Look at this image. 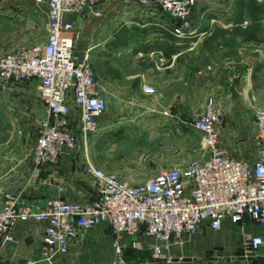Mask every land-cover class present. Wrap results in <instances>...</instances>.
<instances>
[{"label":"crops","instance_id":"0c3cea01","mask_svg":"<svg viewBox=\"0 0 264 264\" xmlns=\"http://www.w3.org/2000/svg\"><path fill=\"white\" fill-rule=\"evenodd\" d=\"M198 9L194 5L190 15L194 31L181 37L177 44L174 36L163 30L169 31L165 26L170 17L160 10L150 11L112 0L100 5L99 16L86 11L72 16L78 31L76 53L78 57L88 55L92 63L107 47V41L120 24L137 32L130 36L127 50L123 49L124 45L111 48L108 61L101 65L98 76L106 90L98 128L83 136L77 128L78 114L74 112L72 122L80 148L67 151L56 161L40 164L35 177L30 175V147L36 131H29L26 126L30 124L28 120L44 115L36 80L0 78V205L4 203L5 191L17 194L22 201L36 207L42 205L46 196L92 202L98 193L95 183L84 172L86 161L114 170L130 184L146 181L162 167L185 166L190 159L200 158L207 152L201 146L200 131L186 120L197 115L210 98L223 110L217 126L218 145L251 164L256 155L253 114L255 109L264 107V60L259 61L264 59V41L252 42L239 37L227 41L230 56L226 65L220 60L196 61V55L204 57L211 50L224 48L223 42L217 38L210 41L208 35L215 26H228L232 15V10L226 19L211 15L203 27L208 30L198 31L193 23ZM44 24L43 4L34 0H0V38L11 36L22 40L8 49L0 45V54L42 40ZM154 38L163 39L164 47L147 52L132 51L137 40ZM86 47H90L88 52ZM169 48L172 50L167 53ZM159 51L164 57L162 62L156 60ZM121 53H129L133 59L118 61ZM142 85L152 86L154 92L143 91ZM58 186L62 189L58 190ZM43 226L44 222L31 219L15 221L13 238L2 240L0 236V264H19L26 258L37 257ZM242 232L264 233V222L244 216L238 222L224 219L215 229L201 224L194 232L180 236L181 243L170 248L168 258L154 255L142 237L135 246L137 251H130L128 237L122 236L118 256L109 229L105 224H98L71 238L68 251L56 256L52 264L86 261L92 264H197L209 258L213 263L226 260L236 264H264V246L255 253L259 258L240 257L248 255L242 252ZM159 257L166 259L155 260Z\"/></svg>","mask_w":264,"mask_h":264},{"label":"built area","instance_id":"2783aa9c","mask_svg":"<svg viewBox=\"0 0 264 264\" xmlns=\"http://www.w3.org/2000/svg\"><path fill=\"white\" fill-rule=\"evenodd\" d=\"M34 1L45 6L44 38L0 54V78L35 79L38 97L44 104V115L36 120L35 141L30 147L32 177L38 174L40 164L56 161L67 151L80 148L72 122L74 112L83 136L98 128L106 88L88 55L78 57L76 53L78 31L72 16L85 11L99 16L100 5L112 0ZM196 1L120 0L167 13L173 22L169 32L176 44L194 31L190 15ZM89 49L86 47L85 52ZM156 60H164L161 51ZM142 89L154 92L150 85H142ZM222 116L221 105L208 99L197 115L186 120L200 131L206 154L190 159L183 167H162L143 182L127 183L114 170L86 161L84 172L98 193L90 203L46 196L42 205L36 207L17 194L3 192L2 240L13 238L15 221H42L39 255L19 264H52L56 256L68 251L71 238L105 224L118 256L119 239L127 236L130 247L137 246L142 237L154 255L168 258L170 248L181 243L180 236L194 232L201 224L215 229L224 219L238 222L244 216L264 222V107L255 109L253 114L256 155L251 164L218 145L217 126ZM240 244L244 254H255L264 246V233L242 232Z\"/></svg>","mask_w":264,"mask_h":264},{"label":"trees","instance_id":"16d2710c","mask_svg":"<svg viewBox=\"0 0 264 264\" xmlns=\"http://www.w3.org/2000/svg\"><path fill=\"white\" fill-rule=\"evenodd\" d=\"M232 7L230 24L228 26L213 27L208 35V40L213 41L217 38L220 42L224 43L232 41L235 37L252 40L264 36V0H233ZM172 23L173 22L170 17L167 20L165 27H168L169 29ZM163 30L168 34L170 33L166 29ZM203 30H208V28H203ZM130 36L131 34L129 28L124 24H120L114 32L112 38L107 41V47L100 51V54L96 56L92 63L97 75L99 74L101 65H104L108 61L110 53L109 50L120 45H126L130 40ZM163 47V39H141L136 41L132 47V51L140 50L147 52L150 50L161 49ZM171 50L172 49L170 48L166 49V52L169 53Z\"/></svg>","mask_w":264,"mask_h":264},{"label":"rangeland","instance_id":"374dc122","mask_svg":"<svg viewBox=\"0 0 264 264\" xmlns=\"http://www.w3.org/2000/svg\"><path fill=\"white\" fill-rule=\"evenodd\" d=\"M232 1L233 0H197L196 1V6L198 5V14H197V11L194 12V14L198 17L195 18V20H193V23L196 25L198 31H200L199 29H203V27L206 26L207 24V21H206V18H209L211 15L212 16H216L217 14L219 16H221L223 19H226L228 18L227 16H229V14H231V10H232ZM218 2H220L219 5H216ZM194 19V17L192 18ZM215 23V22H213ZM212 23V24H213ZM128 24H132V23H128ZM136 27H139L137 24H132ZM131 28V27H130ZM135 32H137L136 29H132L130 30V34L131 35H134ZM3 34V33H1ZM21 41L22 40H19L17 38H0V45L3 46V49H8V47H11V46H14L16 44H21ZM252 42H263L264 41V36L261 37V38H258V39H252L251 40ZM226 43L227 42H224V48L221 47L219 49V51H214V50H211L209 51L203 58L199 55H196V61H203L202 59H205V61H208V62H213V61H218L220 60L224 65L227 64V60L229 59V51H227V47H226ZM127 44L123 46V49H126L127 50ZM119 60L118 61H123V60H127V61H131L133 58H131V55L128 53L127 55H125L124 53H121L120 54V57H118ZM264 60L263 58L262 59H259V61H262ZM40 118V116H39ZM37 118V119H39ZM28 120L30 121V124L27 127V129H29V131H32L35 129V126H36V120ZM194 134L193 133H190V137L194 138L193 137ZM130 251H137L136 247L135 248H129ZM95 264V263H94ZM98 264V263H97ZM197 264H236L235 262H230V261H226V260H220L218 263H213L210 261V258L209 259H206V261H203L201 263H197ZM240 264V263H239Z\"/></svg>","mask_w":264,"mask_h":264},{"label":"water","instance_id":"95a60500","mask_svg":"<svg viewBox=\"0 0 264 264\" xmlns=\"http://www.w3.org/2000/svg\"><path fill=\"white\" fill-rule=\"evenodd\" d=\"M240 257H246L248 259H254V258H259L260 256L255 255V254H250V255H247V256L243 255V256H240ZM165 259L166 258H164V257L155 258V260H165ZM181 259H186V258H181Z\"/></svg>","mask_w":264,"mask_h":264}]
</instances>
